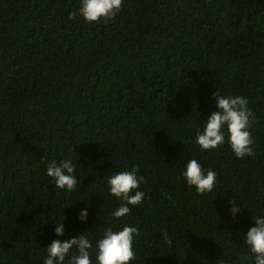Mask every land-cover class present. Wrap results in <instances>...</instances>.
<instances>
[{"label":"trees","instance_id":"16d2710c","mask_svg":"<svg viewBox=\"0 0 264 264\" xmlns=\"http://www.w3.org/2000/svg\"><path fill=\"white\" fill-rule=\"evenodd\" d=\"M80 6L0 0V264H44L53 240L83 233L95 264L104 230L125 225L140 233L131 264H254L244 237L264 214V0H123L107 23L69 19ZM216 91L247 98L254 156L237 158L227 134L218 149L196 144ZM69 158L73 191L46 175ZM189 159L217 172L212 192L186 184ZM134 166L146 196L117 220L107 180Z\"/></svg>","mask_w":264,"mask_h":264},{"label":"clouds","instance_id":"9594fccd","mask_svg":"<svg viewBox=\"0 0 264 264\" xmlns=\"http://www.w3.org/2000/svg\"><path fill=\"white\" fill-rule=\"evenodd\" d=\"M123 0H81V6L69 13V19L75 20L82 16L87 22L95 23L115 19L121 10ZM217 111L210 114L203 129H197L195 142L200 149H218L227 142L231 151L237 158L254 156V139L250 131L253 123V113L248 107V100L243 96L220 95L213 93ZM76 165L69 159H64L57 164L55 160L48 164L46 175L52 179L58 189L73 191L78 180L75 176ZM139 168L134 166L131 170H124L113 174L107 180L109 193L120 201L119 206L113 211L112 216L117 220L131 215L135 206L143 203L146 193L140 190L145 177L138 175ZM181 175L189 187H194L197 194L203 195L213 191L217 184V172L205 170L197 159H189ZM230 211L236 214L239 208L232 206ZM87 211L81 210L78 219L84 220ZM255 226L250 227L244 237V244L254 254V264H264V214L252 217ZM55 234L64 233L62 222H55ZM140 233L137 227L125 225L119 230L109 226L101 238L95 243V264H131L137 260L134 250V240ZM164 241L171 243L168 234H163ZM47 257L44 264H93L90 250L93 243L83 233L66 241L53 240L47 247ZM75 249V252H73Z\"/></svg>","mask_w":264,"mask_h":264}]
</instances>
